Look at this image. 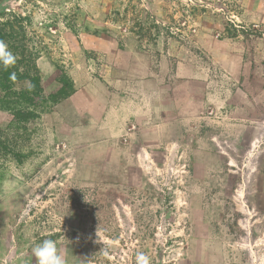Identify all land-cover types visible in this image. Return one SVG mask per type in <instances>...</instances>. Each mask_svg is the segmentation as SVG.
Returning <instances> with one entry per match:
<instances>
[{"label":"rangeland","instance_id":"374dc122","mask_svg":"<svg viewBox=\"0 0 264 264\" xmlns=\"http://www.w3.org/2000/svg\"><path fill=\"white\" fill-rule=\"evenodd\" d=\"M14 15L44 86L63 71L75 91L24 127L0 111V264L44 240L67 264H264V0H0ZM146 67L203 118L102 143L101 101L144 92Z\"/></svg>","mask_w":264,"mask_h":264},{"label":"crops","instance_id":"0c3cea01","mask_svg":"<svg viewBox=\"0 0 264 264\" xmlns=\"http://www.w3.org/2000/svg\"><path fill=\"white\" fill-rule=\"evenodd\" d=\"M148 71H150V76ZM179 71L180 67L176 70V78L181 76ZM145 73L143 79L139 81L144 86V92L142 93H133L129 87L125 86V82H122V86L117 84L116 87L117 80L113 81L115 87L111 88L112 90L108 91L109 95L101 101L102 109L97 114V127L102 135L100 139L102 143L123 134L133 136L136 133L133 128L138 129L153 124L158 128L172 124L178 132H181L184 131V124L187 120H201L200 118H203L202 112H199L200 107L197 111L186 112V105L193 106L195 103L200 105V100L195 101L191 97L186 99L184 93L179 92L178 85L175 86L172 81L166 84L167 80H162V76H160V81L153 79L154 74L150 67L145 68ZM189 77L203 78L199 74H192ZM130 81H135V79ZM204 81L207 91L201 106L207 108L212 103H219L222 94H212L211 91L214 85L207 78ZM241 108L245 110L246 115L232 124L240 129L239 132L243 136L248 134L249 127H256L255 123H258V121L248 119L247 104L242 105ZM256 110L258 112V107ZM143 142L146 143L145 138Z\"/></svg>","mask_w":264,"mask_h":264},{"label":"trees","instance_id":"16d2710c","mask_svg":"<svg viewBox=\"0 0 264 264\" xmlns=\"http://www.w3.org/2000/svg\"><path fill=\"white\" fill-rule=\"evenodd\" d=\"M23 17L0 21V40L16 56V63L4 70L0 66V111L6 112L9 128H20L38 116L50 104L70 97L75 89L72 80L62 71L57 84L47 89L43 84L36 56L28 44L26 30L21 23ZM15 73V79L10 78ZM41 109V110H40Z\"/></svg>","mask_w":264,"mask_h":264},{"label":"clouds","instance_id":"9594fccd","mask_svg":"<svg viewBox=\"0 0 264 264\" xmlns=\"http://www.w3.org/2000/svg\"><path fill=\"white\" fill-rule=\"evenodd\" d=\"M16 63V56L8 48V45L0 40V66L4 70L12 67ZM15 79V73L11 77ZM33 254L37 264H67L65 256L58 250L53 240H44L33 248ZM138 264H149V259L143 253L137 256Z\"/></svg>","mask_w":264,"mask_h":264}]
</instances>
